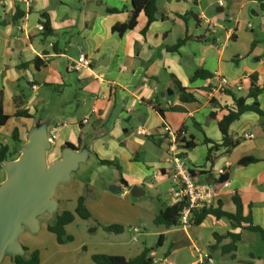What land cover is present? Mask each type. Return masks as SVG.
I'll return each instance as SVG.
<instances>
[{
  "label": "crops",
  "instance_id": "1",
  "mask_svg": "<svg viewBox=\"0 0 264 264\" xmlns=\"http://www.w3.org/2000/svg\"><path fill=\"white\" fill-rule=\"evenodd\" d=\"M1 1L0 92L3 111L10 119L0 126V148L7 146L10 155L0 168L5 171L0 175V192L11 176L27 177L34 190L42 188L45 207L42 211L30 209L5 224L4 228L13 233L0 250V264H14L13 258L23 255L20 240L25 227L33 233L40 230L38 220L32 217L35 211L49 209L57 215L65 212L61 204H78L85 197V184L75 175L92 156L98 160L99 172L91 175L89 187L99 174H106L112 179L107 186L119 187L115 194L123 198L131 195L134 187L142 192L139 197L131 195L135 199L145 196L147 188L161 195L159 185L172 183L165 176L153 178V173L167 169L171 138L162 134L165 126L176 134L184 129V138L193 137L198 143L194 150H181L196 173L217 176V169L230 164L229 183L219 191L217 202H222L224 211L234 213L232 198L239 194L245 214L251 212L254 223L264 228V119L255 113L242 115L230 128V136L239 145L230 153L219 149L212 164L206 159L212 144L222 143L218 121L226 114L225 108L233 105L234 96L246 97L253 79L264 85V0H225L224 7H219L217 0H160L157 21L147 28L148 20L142 13L135 29L122 35L114 27L128 23L133 0ZM43 16L52 30L48 37L39 30ZM83 53L91 67L68 72V64ZM199 69L213 78L191 82ZM221 78L229 82L227 93L211 96ZM177 82L194 95L195 102L180 101ZM169 91L173 92L170 96ZM96 95H107L108 100L95 101ZM259 106L264 111V95L259 97ZM17 108L27 111L29 117H16ZM158 110H164V116ZM85 119L87 123H83ZM58 124L65 125L52 138ZM140 126L150 136L137 135ZM245 134L254 135V139H242ZM204 138L211 144H205ZM248 156L260 162L238 168V162ZM101 161L114 162L119 170ZM209 166L213 168L208 170ZM152 179L156 183L150 186ZM197 179L207 182L202 175ZM172 189L166 194L163 209L175 204ZM107 190L101 192L106 194ZM96 200L91 197L85 203ZM198 227L203 231L200 237L187 233L181 240V236H174L164 259L153 250L150 256L157 264H168L179 249L187 247L196 258L190 264H199L206 255L214 264H264L260 259L264 258V242L259 235L233 229L228 221L213 217ZM229 232L242 236L234 259L223 253L230 239L218 243L214 237ZM163 240L161 248L166 238ZM136 246L118 243L103 254L132 259L144 250H134ZM78 253L59 248L54 254L40 255L41 264L53 260L59 264H93L95 254L77 262ZM215 255L220 256L219 261Z\"/></svg>",
  "mask_w": 264,
  "mask_h": 264
},
{
  "label": "trees",
  "instance_id": "2",
  "mask_svg": "<svg viewBox=\"0 0 264 264\" xmlns=\"http://www.w3.org/2000/svg\"><path fill=\"white\" fill-rule=\"evenodd\" d=\"M160 0H133L132 1V10L130 13V19L128 23L123 25H117L114 27V31L122 35L128 30H133L137 26V22L139 16L143 13L148 20L147 28L157 21L159 17L158 13V2ZM263 1V0H261ZM117 10H109V12L113 13ZM43 25L44 31L43 36L48 37L52 34V30L50 28L49 20L46 16H43ZM169 51L175 52L176 48H168ZM38 61H35L36 67H38ZM213 78L209 72L199 69L197 70L190 78L191 82H194L198 79L209 81ZM177 89L180 101L183 103H193L196 101L193 94L189 93L186 89L182 88V86L177 82ZM264 95V85H258L256 80H252L251 88L249 94L246 97H235L234 103L230 107H226V114L223 116L221 120L218 121V128L223 136V140L221 144H212V147L208 150L207 161L208 163H213V154L216 153L219 149H226L227 153H230L233 149H235L239 145L238 140H234L230 136V128L231 126L237 122L242 115L245 113H255L260 118L264 119V111L259 106V97ZM250 101V102H249ZM258 104V105H256ZM18 107V106H17ZM158 113L161 116H164V110H158ZM16 117L28 118V112L24 110H20L17 108ZM214 117V115H212ZM10 117L7 116L3 111V96L0 92V126H4L9 121ZM185 130L182 129L177 133L178 144L182 150L191 151L198 147V143L195 141L193 137L188 140L184 138ZM15 141H18L16 138V134L13 135ZM150 138V137H149ZM205 144H211V141L204 138ZM10 155V149L7 146H3L0 148V168L3 163L7 161ZM260 160L253 156H248L242 158L238 164V168L248 167L250 165L259 163ZM102 164L107 165L109 167H115L119 170L117 164L111 161H101ZM164 170H159V175L164 176ZM231 172L226 170L223 174L214 176L212 173L207 172L204 174L195 173V176H204L206 181L214 186V191L216 195H218L219 191L222 190L230 180ZM233 203L236 207V211L234 213L227 212L223 210L222 202H217V207L211 210H200L193 213L190 226H200L202 225L208 217H213L217 220H226L230 223L233 229H240L241 232L247 231L250 233H255L259 235L261 241L264 242V228L256 225L253 221V216L251 212L247 215L245 214V208L242 203V200L239 194L235 193L233 198ZM86 198L81 197L78 201L77 207L74 212L65 211L62 214L58 215L56 222L53 225L48 226V230L55 234L59 243H64L65 241H69L70 237L64 238L65 235V227L72 224L75 219L78 217L83 221H88L92 218L90 212L86 207ZM186 207L185 202H177L172 204L171 206L165 207L162 209L159 214L154 219L155 225L164 226L166 228L178 227L180 226L179 219L182 210ZM251 209V207H250ZM111 231L121 234L123 232V227L118 225H112ZM216 241L219 243L225 239H230V244L223 247V253L225 255H231L232 259L235 258L234 253L238 250L237 245L242 241L241 233H227L225 236L214 235ZM163 235L159 238V246L162 245ZM27 252L28 250L24 248ZM152 250L145 248L143 252L132 259H127L123 256H111L105 254H95L92 256V261L94 264H157L150 256ZM264 260V258H260ZM14 264H41L40 252L38 250H34L30 252L28 255H18L13 258Z\"/></svg>",
  "mask_w": 264,
  "mask_h": 264
},
{
  "label": "rangeland",
  "instance_id": "3",
  "mask_svg": "<svg viewBox=\"0 0 264 264\" xmlns=\"http://www.w3.org/2000/svg\"><path fill=\"white\" fill-rule=\"evenodd\" d=\"M253 23L256 24L255 21ZM255 29L256 31L258 30L257 25H255ZM125 126L127 128L130 127L127 123ZM190 126L193 129L192 123ZM194 132L197 134V131ZM4 172L5 171L0 170V175H3ZM98 172V160L95 156H92L81 166L80 170L75 175V179L85 184L83 194L86 199L89 200L91 197L97 198L96 201H91L89 204H86L92 218L88 221H83L77 217L76 220L65 227L64 230L65 235L63 239L70 237V240L59 243L56 235L51 233L47 227L53 225L58 215L62 212L54 215L49 209H46L43 213L35 211L32 217L38 220L41 228L38 232L33 233L25 227V231L20 240L23 246L21 250L23 255H28L34 250H38L42 257L48 254H54L56 251H59V248L63 251L79 250L76 256V261L78 262L89 254H103L104 250H109L112 248L111 246L118 243L122 245L129 243L134 244V246L137 245L134 247V250L137 248H139V250L148 248L155 251L159 258L164 259V254L169 251L170 241H172L174 236H181L180 239L183 240V236L187 233L192 237H200L201 234H203L202 228L197 226H178L166 229L163 226L155 225L154 219L159 214V211L163 209L164 203H167L168 196L166 194L168 190L173 187V183L167 181L159 185L158 190L161 195H158L155 189L147 188L145 196L141 199H135L131 195L123 198L122 194H113L110 191V186H107V183L112 179L109 175L99 174V178L95 184L91 187L88 186V180L91 175L93 173L98 174ZM155 183L156 181L154 179L148 181L150 186ZM106 189H108L107 193L103 194L102 192ZM61 205L62 211L74 212L77 204ZM114 223L123 227L124 235L121 233L123 236L113 231H108V228ZM24 224L25 226L28 225L25 222ZM135 228L140 229L141 234L134 233L133 230ZM161 235L166 238L163 248L159 246V238ZM135 239L138 242L135 243L133 241ZM175 239L177 240V238ZM83 247H85V249H83ZM24 248L28 251L26 252ZM214 257L216 261H219V255H215ZM178 261L190 264L192 261H196V258H192L188 248L183 247L176 252L172 260L168 261V264H178ZM92 263L94 264V262ZM50 264H59V261L53 260Z\"/></svg>",
  "mask_w": 264,
  "mask_h": 264
},
{
  "label": "built area",
  "instance_id": "4",
  "mask_svg": "<svg viewBox=\"0 0 264 264\" xmlns=\"http://www.w3.org/2000/svg\"><path fill=\"white\" fill-rule=\"evenodd\" d=\"M28 4L32 3V0H24ZM0 4H4V1H1ZM219 7H224L225 0H217ZM251 27V24L249 25ZM41 32L44 31V25L39 26ZM91 67V61L86 54H81L78 59L74 62H71L67 66V71L71 73H77L88 69ZM229 82L226 78H221L219 85L214 88L211 92V96L215 94H225L227 93ZM36 89V87H34ZM238 91L242 90V87L237 88ZM94 100H108L107 95H96ZM131 112V109L128 110V113ZM88 120L85 119L83 123H87ZM65 124H58L53 131L51 132V137L56 138V131L63 127ZM136 134L139 136H150L142 126L136 130ZM162 134L164 136H169L171 138L170 145L168 148V160H167V169L164 171L165 177L171 180L173 183V189L171 191L172 200L177 202H185L186 207L182 210L180 214L179 223L180 226L187 227L190 226L191 218L193 213L200 210H211L217 207V195L214 191V186L208 182L201 183L198 181L195 173L197 169L182 155L181 148L178 144L177 134L172 131L169 126L162 128ZM184 135V134H183ZM242 139L251 140L254 139V135L245 134ZM213 167L209 166L207 169L211 170ZM230 164L226 163L225 166L221 169L216 170V175L223 174L226 170H229ZM159 173H153V178L157 179ZM136 234H141L140 229L135 228L133 230ZM135 241H137L135 239ZM207 264H214V259L210 256H205V259L201 260L199 264L203 262ZM157 263V262H156Z\"/></svg>",
  "mask_w": 264,
  "mask_h": 264
},
{
  "label": "water",
  "instance_id": "5",
  "mask_svg": "<svg viewBox=\"0 0 264 264\" xmlns=\"http://www.w3.org/2000/svg\"><path fill=\"white\" fill-rule=\"evenodd\" d=\"M172 94V91L168 92L169 96ZM162 96L165 98V93H162ZM29 180L27 177L21 178L13 175L10 182L0 192V250L5 248V243L10 240L13 233V230L10 232L4 228L5 224L9 222L11 224L15 217L20 214L26 215L30 209L42 211L45 207L42 188L34 190ZM110 191L114 194L119 193L120 188L112 186ZM130 193L133 197H139L142 192L134 187L130 190ZM108 231H110V228H108Z\"/></svg>",
  "mask_w": 264,
  "mask_h": 264
}]
</instances>
